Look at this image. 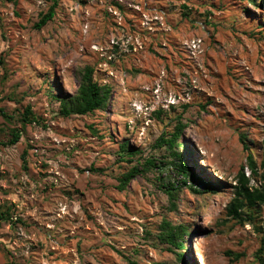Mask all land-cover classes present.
Instances as JSON below:
<instances>
[{
  "label": "rangeland",
  "instance_id": "obj_1",
  "mask_svg": "<svg viewBox=\"0 0 264 264\" xmlns=\"http://www.w3.org/2000/svg\"><path fill=\"white\" fill-rule=\"evenodd\" d=\"M52 3L0 0V264H264V205L227 209L264 148V0H58L36 28ZM86 66L108 103L63 115ZM177 126L190 175L159 142Z\"/></svg>",
  "mask_w": 264,
  "mask_h": 264
},
{
  "label": "trees",
  "instance_id": "obj_2",
  "mask_svg": "<svg viewBox=\"0 0 264 264\" xmlns=\"http://www.w3.org/2000/svg\"><path fill=\"white\" fill-rule=\"evenodd\" d=\"M249 1L254 3L256 2V0ZM57 5L58 0H53V3L49 7L48 11L43 13L39 21L35 24L36 28L43 27L54 18ZM110 92L111 90L108 85H101L94 79V69L91 66H86L81 74L77 93L69 99H61L60 112L63 115L68 116L71 114H88L94 112L97 109H103L108 103ZM0 113H2L5 117H8V115L2 109H0ZM22 121L24 122V125L26 123L39 122V118L35 116L30 105L25 109ZM181 133L182 126H177L175 132L172 133L170 137L163 135L159 138V142L161 145H166L167 149L170 151V156L172 159V162L170 163L173 165V167L177 171L181 172V174L190 175V167L183 162V155L181 151L178 150V147L182 146V143L178 141ZM11 134L12 136L7 144L17 143L21 138L20 130L13 129ZM240 137L244 143V146L248 148V145L245 143L246 136L242 134ZM122 149L128 154H134V152H131L128 149L126 144L122 146ZM154 165L155 160L148 159L143 169L137 166L133 167L129 172L123 175L119 187L121 189H125L126 185L139 173L146 171L145 169H151ZM246 166L251 172L249 175H247L244 165L241 167V170L238 173V183L235 185V196L231 200L227 209L228 214L234 218L244 219L243 214L246 213L249 216L247 219L251 220L253 216L252 214H248L246 210L254 211V209L258 206L264 205V148L261 154L260 162L254 158L252 153H249L247 156ZM252 180H254L256 183H252ZM184 183H187V181H184ZM166 189L169 196L174 197V185L167 186ZM10 219L11 213L9 208H0V224L3 220ZM187 230V227L184 225L175 226L168 220H165L162 224L161 239L170 242L172 245H176L180 249H183L184 242L182 241V238L184 234H186ZM179 258L183 259V253H179ZM260 260H262V258H260ZM129 262L130 264H139L135 260H130ZM7 264L13 263L10 262Z\"/></svg>",
  "mask_w": 264,
  "mask_h": 264
}]
</instances>
